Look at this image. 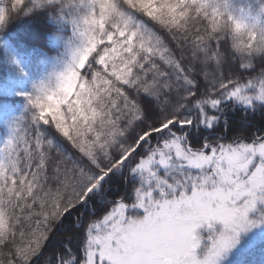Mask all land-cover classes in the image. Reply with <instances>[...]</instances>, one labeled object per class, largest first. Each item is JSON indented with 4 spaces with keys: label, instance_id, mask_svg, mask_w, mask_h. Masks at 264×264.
<instances>
[{
    "label": "snow or ice",
    "instance_id": "obj_1",
    "mask_svg": "<svg viewBox=\"0 0 264 264\" xmlns=\"http://www.w3.org/2000/svg\"><path fill=\"white\" fill-rule=\"evenodd\" d=\"M24 18L68 55L45 54L0 142V264H227L264 246V0H0V33Z\"/></svg>",
    "mask_w": 264,
    "mask_h": 264
},
{
    "label": "trees",
    "instance_id": "obj_2",
    "mask_svg": "<svg viewBox=\"0 0 264 264\" xmlns=\"http://www.w3.org/2000/svg\"><path fill=\"white\" fill-rule=\"evenodd\" d=\"M254 2L255 0H234V7L236 10L247 9ZM52 27L51 21L45 20L44 24L37 25L24 18L15 21L0 33V142L6 139L16 119L26 114L27 103L22 93L32 92L33 84L44 75L45 54L55 58L47 65L48 69L59 68L57 64L61 65L67 59V38L56 33L54 35H58L59 39L50 41L48 30ZM21 69L27 75H23ZM49 135L60 144L55 133L49 132ZM119 190L120 186L114 182L112 194ZM103 194L107 195L106 192ZM104 206V201L97 199L96 204L90 205L85 211L90 213L95 207L99 213ZM247 249L245 244L242 245L227 264H264V246H257L251 251Z\"/></svg>",
    "mask_w": 264,
    "mask_h": 264
},
{
    "label": "rangeland",
    "instance_id": "obj_3",
    "mask_svg": "<svg viewBox=\"0 0 264 264\" xmlns=\"http://www.w3.org/2000/svg\"><path fill=\"white\" fill-rule=\"evenodd\" d=\"M61 65H62V64H61ZM61 65H58V64H57V66H58L59 68H60ZM260 236H261V233H260L259 231H257L256 233L253 234L252 237H249V239H259ZM258 237H259V238H258ZM245 245H246V248H248L247 241L245 242ZM241 247H242V246H241ZM240 249H241V248H240ZM240 249L236 250L235 252L239 251ZM235 252H234V253H235ZM234 253H233V254H234ZM233 254L231 255V257H230L227 261H230V260H231Z\"/></svg>",
    "mask_w": 264,
    "mask_h": 264
}]
</instances>
